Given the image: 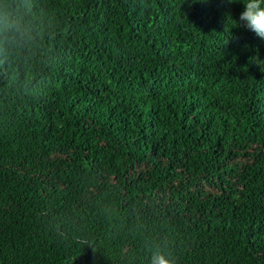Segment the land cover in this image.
Segmentation results:
<instances>
[{
  "label": "trees",
  "instance_id": "16d2710c",
  "mask_svg": "<svg viewBox=\"0 0 264 264\" xmlns=\"http://www.w3.org/2000/svg\"><path fill=\"white\" fill-rule=\"evenodd\" d=\"M245 2L0 0V264H264Z\"/></svg>",
  "mask_w": 264,
  "mask_h": 264
},
{
  "label": "clouds",
  "instance_id": "9594fccd",
  "mask_svg": "<svg viewBox=\"0 0 264 264\" xmlns=\"http://www.w3.org/2000/svg\"><path fill=\"white\" fill-rule=\"evenodd\" d=\"M229 2L232 3V0ZM243 5L244 11L240 14L239 22L236 21L238 26L253 31L260 39L264 40V0H246ZM0 24H2L0 31L10 34L13 40L17 34L21 38L26 35L23 19H17L15 14L7 10L0 12ZM5 39L8 40L9 35H5ZM151 264H171V261L160 252H155L151 257Z\"/></svg>",
  "mask_w": 264,
  "mask_h": 264
}]
</instances>
